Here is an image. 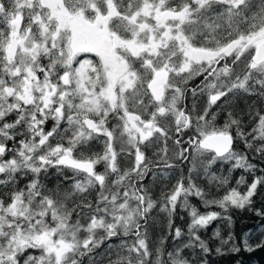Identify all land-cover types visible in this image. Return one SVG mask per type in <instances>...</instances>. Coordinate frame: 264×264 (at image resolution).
<instances>
[{"label":"snow or ice","instance_id":"6c2138e0","mask_svg":"<svg viewBox=\"0 0 264 264\" xmlns=\"http://www.w3.org/2000/svg\"><path fill=\"white\" fill-rule=\"evenodd\" d=\"M237 142L264 160V0H0V264H207L264 218Z\"/></svg>","mask_w":264,"mask_h":264},{"label":"trees","instance_id":"16d2710c","mask_svg":"<svg viewBox=\"0 0 264 264\" xmlns=\"http://www.w3.org/2000/svg\"><path fill=\"white\" fill-rule=\"evenodd\" d=\"M239 146L240 145H235V148L238 149ZM250 161L257 165L258 173L261 169H264V160H261L259 157L254 156L250 158ZM54 177L55 176H51L50 180L53 181L56 178ZM192 202L193 204L197 203L195 198H192ZM255 207H264V195L262 190L261 193L255 197ZM199 209L201 211L203 210L201 207H199ZM178 211L177 209L175 225L182 228L188 219L185 217L181 219V214ZM178 216L180 218H178ZM231 216V225H229L227 221L218 219L212 222L206 231L200 233L204 239L209 241V246L212 249L211 253L206 257L207 264H264V247L255 248V250L251 251H245L243 248H241L239 252L229 251L227 247H222L220 245L218 239L212 238L213 230H216L224 237H227L228 233L231 231L234 234L233 239L237 244H239L241 240L248 239L251 244L255 246L257 242L264 239V218L257 216L253 211L247 209H233L231 211ZM248 235L250 236L248 237ZM217 247H222L221 253L215 251Z\"/></svg>","mask_w":264,"mask_h":264},{"label":"rangeland","instance_id":"374dc122","mask_svg":"<svg viewBox=\"0 0 264 264\" xmlns=\"http://www.w3.org/2000/svg\"><path fill=\"white\" fill-rule=\"evenodd\" d=\"M235 104H238V106L240 107V108H243V107H246V104H247V101H245L244 99H241V100H239V101H237V102H234ZM236 145H240L239 147H238V151H240V152H242V153H246L247 155H248V157H249V159L250 158H253L254 157V155L250 152V151H248V150H246L245 148H244V145L242 144V143H239V142H237L236 143ZM257 157V156H256ZM227 165H225L224 166V169L226 170L227 169ZM187 168H188V165H185V174H187ZM217 168H219V165H217ZM240 173H236V175H239ZM258 174H260V172L258 173ZM246 175V174H245ZM55 178V177H54ZM57 180V177L53 180V181H56ZM147 182V181H146ZM200 182L201 183H204L205 181L202 179V180H200ZM262 193H263V195H264V189H262ZM196 199V198H195ZM196 206H197V208H198V211L200 212V213H206L207 211H220V209L219 208H215V207H213V208H205V207H203V206H201V202L198 200V199H196ZM200 204V206H199V204ZM199 207H201L203 210L201 211L200 209H199ZM179 210V209H178ZM181 215H180V217L181 216H183V219H184V217L186 218V219H188L185 223H184V225H183V227H182V229H184L185 231L187 230V224L189 223V221H190V217H189V215L186 213V212H181L180 210L178 211ZM178 213V214H179ZM162 216V214H157V221H158V223H159V220H160V217ZM179 216H178V218H180ZM157 231L159 232V228L157 229ZM250 235H248V237H249ZM248 237H246V238H248ZM254 241L256 242V240L254 239ZM168 243L169 244H171L172 243V241H171V238H169V241H168Z\"/></svg>","mask_w":264,"mask_h":264},{"label":"flooded vegetation","instance_id":"af4514ba","mask_svg":"<svg viewBox=\"0 0 264 264\" xmlns=\"http://www.w3.org/2000/svg\"><path fill=\"white\" fill-rule=\"evenodd\" d=\"M218 123H222V121H218Z\"/></svg>","mask_w":264,"mask_h":264},{"label":"bare ground","instance_id":"6f19581e","mask_svg":"<svg viewBox=\"0 0 264 264\" xmlns=\"http://www.w3.org/2000/svg\"><path fill=\"white\" fill-rule=\"evenodd\" d=\"M243 221V220H242Z\"/></svg>","mask_w":264,"mask_h":264}]
</instances>
